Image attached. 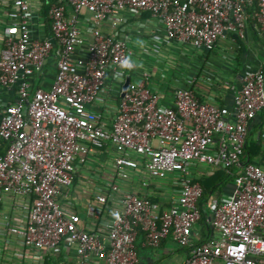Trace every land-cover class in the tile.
Segmentation results:
<instances>
[{"label":"built area","instance_id":"built-area-1","mask_svg":"<svg viewBox=\"0 0 264 264\" xmlns=\"http://www.w3.org/2000/svg\"><path fill=\"white\" fill-rule=\"evenodd\" d=\"M10 4L19 32L5 29L0 87L15 88L17 100L0 114L1 233L21 239L34 255L74 251L57 264H141L140 250H156L170 236L188 252L182 264H262L264 169L242 166V156L250 124L264 111V69L241 77L231 117L199 101L192 87L177 88L173 105L160 107L147 73L130 78L122 97L134 53L118 28L124 14L147 12L168 39L211 52L229 35L244 40L251 30L264 38V0H0V10ZM42 11L50 35L40 39L31 33V20ZM77 48L84 56L74 57ZM52 57V86L33 90L30 79ZM108 76L121 85L111 123L107 111L93 110ZM104 149L117 153L104 166L109 177L94 174L102 185L74 198L78 170ZM195 166L240 168L231 194L200 207ZM134 175L144 181L129 187L124 181L132 184ZM166 179H175L178 195L159 209L144 190ZM5 197L26 199L22 222L6 223ZM203 216L209 229L199 241L194 228Z\"/></svg>","mask_w":264,"mask_h":264},{"label":"crops","instance_id":"crops-1","mask_svg":"<svg viewBox=\"0 0 264 264\" xmlns=\"http://www.w3.org/2000/svg\"><path fill=\"white\" fill-rule=\"evenodd\" d=\"M41 13V16L38 14L33 16L31 33L34 37L43 39L50 35V29L45 12L42 11ZM15 15V8L11 4L0 10V48L3 47V35L7 27L19 32L15 25ZM124 15L126 18L125 24L120 26L118 31L123 34V39L134 53L132 69L126 70L125 76L138 79L141 78L143 73H147L149 79L146 80V85L158 96L160 107H171L173 105V94L177 88L192 87L195 89L199 101L217 104L225 116L231 117L233 93L239 89L241 77L248 71L259 68L264 69V38L251 30L247 32L244 40L229 35L227 38L220 40L215 50L210 52L168 39L161 22L147 12L126 13ZM85 27V24H83L84 29ZM103 30L111 32L110 27L107 26H104ZM86 38L90 40L88 35ZM84 54V49L77 48L74 57H81ZM55 60V57L48 59L43 72L30 79L33 90L39 87L49 89L52 86L56 73ZM106 85L107 87L102 92L93 110L107 111L106 117L111 123L115 116L114 110L118 102V92L121 85L114 83L110 76L107 78ZM16 100L17 90L15 88L0 87V114L5 104L14 103ZM246 145L247 148H251L255 160L263 162L264 165V111L258 114L250 124ZM0 153H3V150ZM112 154L117 153L111 149H104L89 155L86 165L78 170L71 188L74 198L90 195L92 186L90 185L92 184L90 179L94 175L93 168L100 166L105 174L104 166L108 164V161H110L108 158ZM215 172L217 170H211V168H205L204 166L191 168L193 179L199 182L203 177H209ZM104 177H109V174ZM143 181L142 179H138V182L132 181L133 185L129 182V187L140 186ZM149 183V190H144L145 195L159 209H162L165 205L168 206L167 203L170 199H175L178 195L175 179L169 183L160 182V180H152ZM234 187L233 182L220 190L216 189L211 201L224 199L231 194ZM14 203H16L14 200L5 197L2 212L4 215H10L6 223L22 222L26 214V199H21L16 203V207L21 209L20 212L14 213L15 207H12V205H15ZM209 204L204 206V209L207 207V210L203 213L208 212ZM4 222L3 219L0 225V264H57L59 260L64 258L65 253L70 258L74 256L73 250L71 252L66 250L65 253L62 251L57 255L27 253L20 242L21 239L1 233L3 226H5ZM207 234L205 235V232H203L200 223L195 226L194 235L199 241L200 239L206 240ZM176 251L184 254L182 255V257L184 256L183 261L188 256V252L185 249L178 248L170 236L161 243L157 251L146 250L141 252L140 262L141 264H157L160 257L170 255ZM17 253L25 254L20 257L16 256ZM261 262L264 264V259Z\"/></svg>","mask_w":264,"mask_h":264},{"label":"trees","instance_id":"trees-1","mask_svg":"<svg viewBox=\"0 0 264 264\" xmlns=\"http://www.w3.org/2000/svg\"><path fill=\"white\" fill-rule=\"evenodd\" d=\"M1 146L4 147V142H2ZM2 150L3 149L0 147V152ZM247 158H249V163L259 165L262 168L264 167L263 162H257L255 160V157L252 153L251 148L250 149L247 148V145H246L242 159L245 160ZM239 170H240V168H237V167L234 168L231 172L223 171V170H217V172H215L211 176L203 177L200 181L202 188H203V194L200 198L199 206L201 207V206H203V204L208 202L213 197V194H215L216 189L220 190L221 188L225 187L226 185L233 183L234 182V175H237ZM198 223L201 224V228H202L203 232H205V235H206L208 233V229H209V227L206 223V218L203 216L202 219ZM140 238H141V236H140ZM141 251L143 252L146 250H140V252ZM147 251H150V250H147Z\"/></svg>","mask_w":264,"mask_h":264},{"label":"rangeland","instance_id":"rangeland-1","mask_svg":"<svg viewBox=\"0 0 264 264\" xmlns=\"http://www.w3.org/2000/svg\"><path fill=\"white\" fill-rule=\"evenodd\" d=\"M132 60H133V58H132ZM115 156H116V154L110 155L108 158V160H110V161H108V163H110ZM93 169H94L93 170L94 174H98L100 177L104 178L105 174L102 172L100 166H98V168L94 167ZM92 176L94 178V179H92V181H95L94 184H90V185H92L91 191L93 193V192H96L97 186L100 187L102 185V183H103L102 181H104V180L99 179L98 177H96L94 175H92ZM138 179H139V177L134 175L131 178V181L138 182ZM170 181L171 180H169V179L165 180L166 183H169ZM124 182L126 185H128L130 181H124ZM118 183H120V182H118ZM120 184H122V183H120ZM20 210H21L20 208L16 207L14 212H20ZM156 251H157V249H156ZM159 251H160V249H159ZM182 255H184V254H182L180 251H176V252H174L170 255H167V256L164 255V257H160V259H158L157 264H181L183 261V257H184V256L182 257Z\"/></svg>","mask_w":264,"mask_h":264},{"label":"water","instance_id":"water-1","mask_svg":"<svg viewBox=\"0 0 264 264\" xmlns=\"http://www.w3.org/2000/svg\"><path fill=\"white\" fill-rule=\"evenodd\" d=\"M130 77L129 76H127L126 77V80H125V82H124V84H123V86H122V93H121V96L122 97H124L125 96V94L127 93V91H128V86H129V83H130ZM249 162V158H247L244 162H242V166H244L246 163H248Z\"/></svg>","mask_w":264,"mask_h":264}]
</instances>
